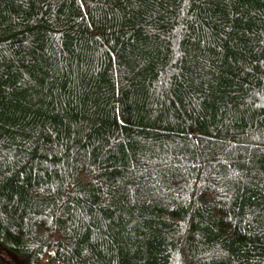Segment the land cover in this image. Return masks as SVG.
Returning a JSON list of instances; mask_svg holds the SVG:
<instances>
[{
	"label": "trees",
	"instance_id": "16d2710c",
	"mask_svg": "<svg viewBox=\"0 0 264 264\" xmlns=\"http://www.w3.org/2000/svg\"><path fill=\"white\" fill-rule=\"evenodd\" d=\"M0 264H264V0H0Z\"/></svg>",
	"mask_w": 264,
	"mask_h": 264
}]
</instances>
